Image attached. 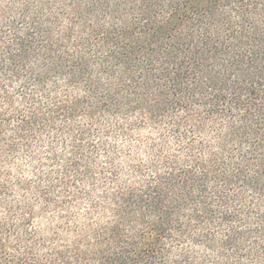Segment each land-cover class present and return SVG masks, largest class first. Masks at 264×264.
Returning a JSON list of instances; mask_svg holds the SVG:
<instances>
[{
	"label": "trees",
	"instance_id": "obj_1",
	"mask_svg": "<svg viewBox=\"0 0 264 264\" xmlns=\"http://www.w3.org/2000/svg\"><path fill=\"white\" fill-rule=\"evenodd\" d=\"M0 264H264V0H0Z\"/></svg>",
	"mask_w": 264,
	"mask_h": 264
}]
</instances>
